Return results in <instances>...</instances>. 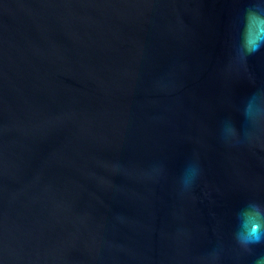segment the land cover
Returning <instances> with one entry per match:
<instances>
[{
	"label": "water",
	"instance_id": "water-1",
	"mask_svg": "<svg viewBox=\"0 0 264 264\" xmlns=\"http://www.w3.org/2000/svg\"><path fill=\"white\" fill-rule=\"evenodd\" d=\"M249 2L0 0V264L264 256L235 239L264 206V123L244 115L264 48L234 50Z\"/></svg>",
	"mask_w": 264,
	"mask_h": 264
},
{
	"label": "clouds",
	"instance_id": "clouds-1",
	"mask_svg": "<svg viewBox=\"0 0 264 264\" xmlns=\"http://www.w3.org/2000/svg\"><path fill=\"white\" fill-rule=\"evenodd\" d=\"M264 48V0H250L244 10L238 36L234 42V50L242 59L254 55ZM244 115L250 125L264 123V90L256 89L247 98ZM225 140L236 137L237 132L230 123L222 129ZM198 163H189L180 176L182 190H190L200 175ZM235 239L246 251L250 245L264 243V206L250 202L237 213ZM254 264H264V256H258Z\"/></svg>",
	"mask_w": 264,
	"mask_h": 264
}]
</instances>
